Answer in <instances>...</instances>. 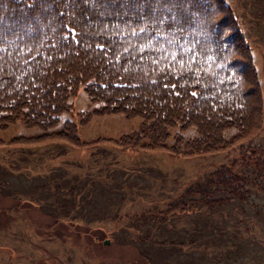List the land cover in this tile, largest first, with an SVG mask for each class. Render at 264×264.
<instances>
[{
	"label": "trees",
	"instance_id": "trees-1",
	"mask_svg": "<svg viewBox=\"0 0 264 264\" xmlns=\"http://www.w3.org/2000/svg\"><path fill=\"white\" fill-rule=\"evenodd\" d=\"M229 1L0 0V125L21 119L26 126L53 127L83 88L103 102L94 113L142 118L140 130L101 140L109 146L184 156L235 152L158 207L146 203L159 201L150 192L138 198L143 207L136 213L126 211V197L121 210L108 203L100 218L115 228L147 216L156 228L176 230L185 216L206 219L229 201L245 203L264 183L263 101L251 52V46L260 51L264 71V10L252 9L251 0ZM173 126L179 131L165 146ZM189 126L196 135L184 140L180 131ZM230 127L236 133L224 139ZM46 143L92 142L80 141L74 123L65 120L62 130L13 138L5 150ZM64 186L48 187L49 196L75 200L83 193ZM70 208L58 211L55 222ZM77 222L68 228L77 229Z\"/></svg>",
	"mask_w": 264,
	"mask_h": 264
},
{
	"label": "rangeland",
	"instance_id": "rangeland-1",
	"mask_svg": "<svg viewBox=\"0 0 264 264\" xmlns=\"http://www.w3.org/2000/svg\"><path fill=\"white\" fill-rule=\"evenodd\" d=\"M251 1L252 9L264 10V0ZM251 47L264 124L262 56ZM69 101L70 110L61 112L53 127L26 126L21 119L0 125V264H264V183L261 191H251L245 203L229 201L212 215L207 213L206 219L202 215L185 216V225L176 230L163 225L156 228L147 216L140 224L128 222L117 228L112 221L101 219L108 203H116L121 210L124 197L126 211L136 213L143 207L138 198L147 192L152 194L150 199L159 200L146 202L150 209L158 207L196 175H205L214 166L228 162L235 152L184 156L166 150L115 148L101 140L140 130L142 118L94 113L103 102L92 100L83 88ZM65 120L74 123L80 141L92 143H46L5 150L13 138L58 132ZM176 131L177 126L168 129L165 146L172 144ZM180 132L184 140L196 135L194 126ZM235 133V128H226L223 137L230 139ZM141 143L147 144L148 138L143 137ZM181 147L187 149L185 143ZM118 166L126 174L135 173L123 176ZM61 185L83 193L75 200L72 195L52 199L47 188ZM176 196L173 201L179 206L181 201ZM70 206L68 215L55 222L57 212ZM112 209L116 211L115 204ZM76 221L78 228L70 230L67 223Z\"/></svg>",
	"mask_w": 264,
	"mask_h": 264
},
{
	"label": "water",
	"instance_id": "water-1",
	"mask_svg": "<svg viewBox=\"0 0 264 264\" xmlns=\"http://www.w3.org/2000/svg\"><path fill=\"white\" fill-rule=\"evenodd\" d=\"M105 242H107V243H108V241H107V240H105Z\"/></svg>",
	"mask_w": 264,
	"mask_h": 264
}]
</instances>
